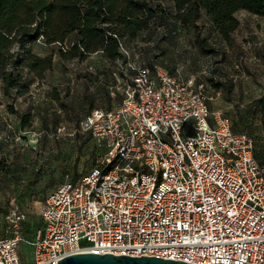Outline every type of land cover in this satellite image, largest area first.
<instances>
[{
	"label": "built area",
	"instance_id": "1",
	"mask_svg": "<svg viewBox=\"0 0 264 264\" xmlns=\"http://www.w3.org/2000/svg\"><path fill=\"white\" fill-rule=\"evenodd\" d=\"M117 94L119 106L94 109L76 128L93 140L95 165L43 201L32 264L85 253L264 264V163L254 137L211 108L197 76L138 68ZM26 219L14 205L6 212L0 264H23Z\"/></svg>",
	"mask_w": 264,
	"mask_h": 264
},
{
	"label": "rangeland",
	"instance_id": "2",
	"mask_svg": "<svg viewBox=\"0 0 264 264\" xmlns=\"http://www.w3.org/2000/svg\"><path fill=\"white\" fill-rule=\"evenodd\" d=\"M168 12L174 5L164 2ZM240 28L226 43L204 17L200 36L216 53L196 43V30H182L171 19L159 22L134 40H125L122 57L110 61L101 53L84 61H62L58 46L38 42L33 50L53 56V69L44 79L30 77V92L18 97L0 88V157L8 164L0 177V236L5 214L14 205L27 213L20 245L23 264L33 263L30 242L40 227L45 198L67 177L89 172L97 152L91 137L74 134L94 109L109 110L121 103L111 90L138 68L161 65L184 77L197 76L208 86L213 110L222 111L234 130L252 135L258 159L264 163V19L246 11L237 13ZM76 39L71 35L68 44ZM220 91V96H216ZM28 118V125L22 119ZM64 133L57 134L60 126Z\"/></svg>",
	"mask_w": 264,
	"mask_h": 264
},
{
	"label": "trees",
	"instance_id": "3",
	"mask_svg": "<svg viewBox=\"0 0 264 264\" xmlns=\"http://www.w3.org/2000/svg\"><path fill=\"white\" fill-rule=\"evenodd\" d=\"M164 2L174 5L173 13ZM240 11L264 19V0H0V88L5 95L26 96L30 77L44 79L53 69V56L34 52L38 42L58 46L62 61H84L97 53L116 61L122 57L125 40H134L168 19L182 30L194 28L200 49L216 53L200 36V20L205 17L230 43L240 27L236 16ZM73 34L76 39L68 44ZM27 120L22 119L24 127ZM6 167L0 157V177Z\"/></svg>",
	"mask_w": 264,
	"mask_h": 264
},
{
	"label": "water",
	"instance_id": "4",
	"mask_svg": "<svg viewBox=\"0 0 264 264\" xmlns=\"http://www.w3.org/2000/svg\"><path fill=\"white\" fill-rule=\"evenodd\" d=\"M57 264H187L182 261L160 259L156 257L115 256L112 254H75L67 256Z\"/></svg>",
	"mask_w": 264,
	"mask_h": 264
},
{
	"label": "crops",
	"instance_id": "5",
	"mask_svg": "<svg viewBox=\"0 0 264 264\" xmlns=\"http://www.w3.org/2000/svg\"><path fill=\"white\" fill-rule=\"evenodd\" d=\"M240 25H241V24H240ZM239 28H240V27H239ZM239 28H238V29H239ZM36 229H37V228H36ZM33 235H34V232H33ZM33 235H32V237H31V239H30V240H32V238H33Z\"/></svg>",
	"mask_w": 264,
	"mask_h": 264
}]
</instances>
